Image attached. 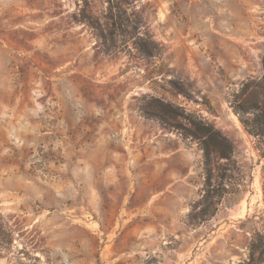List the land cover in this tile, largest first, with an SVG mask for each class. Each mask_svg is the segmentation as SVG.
Here are the masks:
<instances>
[{
  "label": "rangeland",
  "instance_id": "obj_1",
  "mask_svg": "<svg viewBox=\"0 0 264 264\" xmlns=\"http://www.w3.org/2000/svg\"><path fill=\"white\" fill-rule=\"evenodd\" d=\"M263 104L264 0H0V264H264Z\"/></svg>",
  "mask_w": 264,
  "mask_h": 264
},
{
  "label": "trees",
  "instance_id": "obj_2",
  "mask_svg": "<svg viewBox=\"0 0 264 264\" xmlns=\"http://www.w3.org/2000/svg\"><path fill=\"white\" fill-rule=\"evenodd\" d=\"M141 114L148 120H156L161 123L165 128L176 127L171 126V120L181 117L186 119L189 123V128L183 129V135L189 136L192 140H196L199 143L200 150L202 151V156L204 160L205 172V183L202 187L204 195L202 196L201 210L198 214L191 216V220H196L199 218L200 222L206 220L209 217L214 216L217 208L216 206L222 198L223 190L218 186L211 185V172L207 169L211 157L218 159H225L228 162L232 158V146L218 131L214 130L212 127L206 125L202 120L197 117L188 114H184V110L180 107H173L170 104L162 103L157 99H151L147 104L143 105L141 108ZM261 113V118L258 120V124L254 127H249V132L255 135H264V104L259 108ZM245 126L248 123L243 122ZM248 127V126H247ZM178 129V128H176ZM262 157H264V150L262 151ZM213 186V187H212ZM190 217V216H189ZM188 217V219H189ZM189 221V223H191ZM253 251L258 249L257 245H252ZM250 262H253L252 254L250 256ZM250 264V263H249Z\"/></svg>",
  "mask_w": 264,
  "mask_h": 264
},
{
  "label": "crops",
  "instance_id": "obj_3",
  "mask_svg": "<svg viewBox=\"0 0 264 264\" xmlns=\"http://www.w3.org/2000/svg\"><path fill=\"white\" fill-rule=\"evenodd\" d=\"M155 175H158V173H156Z\"/></svg>",
  "mask_w": 264,
  "mask_h": 264
}]
</instances>
